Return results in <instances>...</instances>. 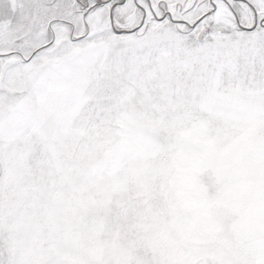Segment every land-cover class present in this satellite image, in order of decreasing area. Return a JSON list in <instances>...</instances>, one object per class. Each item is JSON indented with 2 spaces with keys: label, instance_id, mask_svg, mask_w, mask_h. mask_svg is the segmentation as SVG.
Wrapping results in <instances>:
<instances>
[{
  "label": "snow or ice",
  "instance_id": "6c2138e0",
  "mask_svg": "<svg viewBox=\"0 0 264 264\" xmlns=\"http://www.w3.org/2000/svg\"><path fill=\"white\" fill-rule=\"evenodd\" d=\"M0 264H264V0H0Z\"/></svg>",
  "mask_w": 264,
  "mask_h": 264
}]
</instances>
